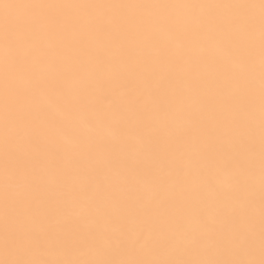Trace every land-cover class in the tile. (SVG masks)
Wrapping results in <instances>:
<instances>
[{"label": "bare ground", "instance_id": "1", "mask_svg": "<svg viewBox=\"0 0 264 264\" xmlns=\"http://www.w3.org/2000/svg\"><path fill=\"white\" fill-rule=\"evenodd\" d=\"M41 3L71 7H26ZM259 3L0 0V261L259 260ZM237 4L257 7H229ZM33 16L58 27L27 51L32 72L9 69L5 27L18 40L14 55L23 56L24 24ZM235 18L252 23L245 25L243 53L228 61L208 37ZM33 79L42 84L41 105L52 94L48 85L62 80L73 98L86 89V107L63 130L40 133L30 93L19 94ZM54 115L65 119L62 109ZM90 202L100 211L85 215ZM193 208L204 213L203 225ZM66 217L99 233L103 257L96 247L55 240ZM42 224L55 227L52 238ZM6 234L21 250L39 234L41 248L18 256L5 250ZM245 239L250 248L241 247Z\"/></svg>", "mask_w": 264, "mask_h": 264}, {"label": "snow or ice", "instance_id": "2", "mask_svg": "<svg viewBox=\"0 0 264 264\" xmlns=\"http://www.w3.org/2000/svg\"><path fill=\"white\" fill-rule=\"evenodd\" d=\"M29 8L46 9L53 7H71V5H50V4H30L26 5ZM75 7H103V5H75ZM229 7H235L240 9L257 7L254 4H237ZM260 9V72H261V86H260V127H261V151H260V165H261V208H260V259H202V260H182V259H109V258H94V259H40V258H15L5 259L0 261V264H264V0H260L258 5ZM251 19L235 18L229 22V27L226 29H219L214 33L209 34V39L218 41L225 50V59L231 61L233 58L241 55L244 51L243 48V34L245 25H250ZM58 27L57 22L52 19L44 20L40 16H33L27 20L24 24V30L22 35V41L26 48V52L23 56L14 55L18 46V40L14 33L9 28L5 27L3 33L4 42V54L5 63L9 69H14L17 65H20L22 71L30 73L33 70L34 63L27 59V51L35 47L36 42L55 31ZM42 84L40 81L32 80L29 89L21 90L19 94L23 95L25 92L30 93L33 102V112L39 117V129L40 133H56L64 128L65 120L71 118L81 109L86 107V89L81 87L78 93L73 95L68 93L65 89V84L62 80H57L50 85L52 94L49 96L47 105H41L37 101V96ZM57 109H62L64 112V120L57 119L54 115ZM8 106L6 105V112ZM141 109L137 106L134 109V114L139 115ZM32 112L28 113V117H31ZM93 123V121H90ZM6 149H8L7 138L5 140ZM35 151L40 152L41 146L39 144L33 145ZM6 155L12 158L13 154L10 150L6 151ZM211 188V184H209ZM85 215L92 213L93 211L99 212L94 202L88 203L84 209H82ZM191 214L199 221L201 225L204 224V213L201 211L196 216V209H191ZM41 230L51 237V233L55 232V227L52 225H41ZM178 231L183 232L184 226L181 224L178 226ZM63 235L57 234L56 241L62 242L67 245L73 241L82 243L84 246L96 247L98 257H103L106 250L98 246L99 233L91 227H84L80 222L74 220L71 217H66L62 229ZM185 235H191L195 241V235L185 233ZM120 246L126 247L127 241L120 240ZM149 242H145L144 247L148 246ZM5 250L12 251L16 249L17 255L30 256L33 250L41 248V236L39 234H32L28 237V244L23 250L16 246L15 237L7 235L4 242ZM241 247L250 248L251 245L245 239Z\"/></svg>", "mask_w": 264, "mask_h": 264}]
</instances>
